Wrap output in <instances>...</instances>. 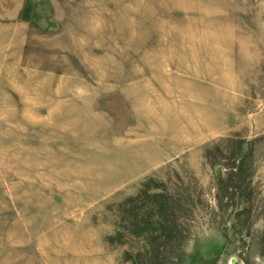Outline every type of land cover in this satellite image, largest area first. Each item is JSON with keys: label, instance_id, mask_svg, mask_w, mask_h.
Wrapping results in <instances>:
<instances>
[{"label": "rangeland", "instance_id": "1", "mask_svg": "<svg viewBox=\"0 0 264 264\" xmlns=\"http://www.w3.org/2000/svg\"><path fill=\"white\" fill-rule=\"evenodd\" d=\"M233 257L264 264V0H0V264Z\"/></svg>", "mask_w": 264, "mask_h": 264}, {"label": "bare ground", "instance_id": "2", "mask_svg": "<svg viewBox=\"0 0 264 264\" xmlns=\"http://www.w3.org/2000/svg\"><path fill=\"white\" fill-rule=\"evenodd\" d=\"M15 2H16V1H15ZM19 2H20V1H19ZM19 2H18V3H19ZM14 4H15V3H14ZM202 5L204 6V4H202ZM13 6H14V5H13ZM203 6H202V8H203ZM15 8H16V7H15ZM18 8H19V7H18ZM127 8H128V7H127ZM16 9H17V8H16ZM126 11H127V10H126ZM10 12H11V10H10ZM122 12H123V11H122ZM7 13H8V12H7ZM11 14H13V12H11ZM8 18H9V17H8ZM115 23H116V22H115ZM89 25H90L89 28H90V27H93L92 24H89ZM79 38H80V37H79ZM36 42H37V41H36ZM42 43H43V42H42ZM56 43H57V42H56ZM37 44H38V43H37ZM57 45H58V44H56V46H57ZM54 47H55V46H54ZM48 48H49V47H48ZM43 49H45V47H43ZM49 50H50V48H49ZM52 50H53V49H52ZM54 50H55V49H54ZM15 63H16V62H15ZM36 63H37V62H36ZM10 64H11V63H10ZM100 64H101V63H100ZM101 65H103V64H101ZM10 68H11V67H10ZM10 72H11V71H10ZM71 91H72V90H71ZM55 98H56V97H55ZM59 99H60V98H59ZM53 101H57V100H53ZM77 108H78V107H77ZM79 109H80V108H79ZM79 109H76V110H79ZM74 110H75V109H74ZM70 111H71V110H70ZM81 111H82V110H81ZM83 111H84V110H83ZM73 112H74V111H73ZM76 112H77V111H76ZM79 112H80V111H79ZM56 113H57V112H56ZM81 113H82V112H80V114H81ZM85 113H86V112H85ZM57 114H58V113H57ZM80 114H79V116H81ZM76 115L78 116V112H77ZM56 116H57V115H56ZM74 117H75V116H74ZM71 118H72V117H71ZM71 118L69 119L70 122H71ZM78 119H79V118H78ZM72 120H76V119H72ZM86 124H87V123H86ZM62 128H63V127H62ZM47 157H48V156H47ZM52 158H53V157H52ZM36 160H37V159H36ZM47 160H48V159H47ZM51 160H52V159H51ZM53 160H54V159H53ZM49 163H50V162H49ZM135 170H136V169H134L133 171L135 172ZM133 171H132V172H133ZM132 172H129L128 175H132V174H133ZM97 174H98V173H97Z\"/></svg>", "mask_w": 264, "mask_h": 264}, {"label": "water", "instance_id": "3", "mask_svg": "<svg viewBox=\"0 0 264 264\" xmlns=\"http://www.w3.org/2000/svg\"><path fill=\"white\" fill-rule=\"evenodd\" d=\"M225 256V252L222 253V259ZM230 264H244L243 262L239 261L237 258L233 257L231 258V260L229 261Z\"/></svg>", "mask_w": 264, "mask_h": 264}]
</instances>
